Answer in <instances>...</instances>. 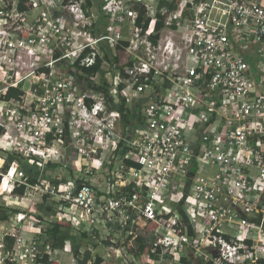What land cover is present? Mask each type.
Returning <instances> with one entry per match:
<instances>
[{"label": "built area", "instance_id": "obj_1", "mask_svg": "<svg viewBox=\"0 0 264 264\" xmlns=\"http://www.w3.org/2000/svg\"><path fill=\"white\" fill-rule=\"evenodd\" d=\"M103 1L99 9L96 0H27L21 11L20 0H0V34L16 23L3 45L12 58L23 51L32 57L18 80L34 75L39 82L34 92L4 99L19 63L0 56V149L9 154L0 195L22 185L23 197L43 191L42 179L30 184L23 165L64 164L59 148L65 152L67 129L81 171L62 190H45L60 196L58 219L17 211L0 220V264H76L69 246L46 243L56 220L72 225L68 215L81 233L96 219L115 216L124 228L141 219L156 225L154 247H186L209 264H264V231L255 235L248 223L253 216L264 222V97L238 49L264 38V0ZM50 5L68 12L64 25L53 20ZM99 15L107 25L92 32ZM125 28H132L128 41L121 38ZM104 45L113 49L108 57ZM39 49L49 56L38 65ZM97 57L98 71H84ZM59 62L64 71L57 72ZM134 125L145 128L129 131ZM96 175L105 177L100 191ZM185 187L190 199L168 206Z\"/></svg>", "mask_w": 264, "mask_h": 264}, {"label": "rangeland", "instance_id": "obj_2", "mask_svg": "<svg viewBox=\"0 0 264 264\" xmlns=\"http://www.w3.org/2000/svg\"><path fill=\"white\" fill-rule=\"evenodd\" d=\"M103 4H104L103 0H99V1L96 0L95 5L93 4V7L100 9V6H102ZM50 6H52V5H50ZM46 7L48 8V6H45V8ZM88 7H89V5H88ZM90 7H92V4H90ZM52 8H53V6H52ZM52 8L51 9L48 8V9H49V12L52 14V17H53L54 13H52ZM40 12H41V6L38 9H35L34 16L35 15L37 16ZM64 12H65L66 18H68V12L67 11H64ZM53 20H55V19H53ZM64 20H66V19H64ZM69 21H71V20H69ZM13 22L14 21L8 22V23H11L13 25L12 29L7 28L6 25H5L4 28L2 29V33L0 34V56L4 55V52H6V55L11 56L10 60H12L14 58V60H16L15 64L17 65V62H18L19 65H17V66L19 67V69L21 71H23L24 69L26 70L28 68L32 57L27 56L26 51L25 52L23 51L18 56H17V54H15L14 57L12 58V52L13 51L7 49L6 45L5 46L3 45V41L5 40L4 32H6L7 30L13 31L14 28L16 27V23H13ZM98 24H99V22L94 23L92 21V24H91V27H90L92 32L100 33ZM163 32H164L163 34H166V33H168V30L165 29V31H163ZM131 33H132V28L131 29L130 28H125V29L121 30V38H122V40L128 41L130 39V37H131ZM172 38L174 40H176V41L179 40L175 35H172ZM248 40L252 41L254 43V45H256V46L259 45L258 41L256 39H254V38H249ZM245 45H249V44H245ZM104 46L107 47V45H104ZM109 47L110 46H108V48ZM263 48H264V46H263ZM116 53H117L118 59H119L118 63L123 64L124 60H125L124 53L121 52V51H118ZM48 56H49V52L48 51H43L42 49H39L38 50V55H35V57H33V59H34V62L39 65V64L43 63L44 59L48 60ZM260 57L264 58V50L263 49H262V51L259 52V56H256L255 59L251 58V57L248 58L249 62H250L249 63L250 70H251L254 78L255 79L257 78V80L259 79V74H261V73L264 74V60H261ZM258 61H261L260 65H259ZM67 63H71V61H67ZM63 64H65V62L64 63L63 62H59V63L55 64V68H57V72H58V70H61V71L65 70V66ZM59 66H60V69H59ZM1 72L2 71L0 70V73ZM61 75H62V72H61ZM24 78H25L24 81L28 84V86L26 87L24 82L21 84V86L23 88H26L25 91H27V92H34L33 90H34L35 84L39 85V82L37 81L36 77H34V75H28L27 77L25 76ZM55 78H57V74L54 75V78H52V80H55ZM23 95H24V93H23ZM141 100L142 99H140L139 101H135L134 102V106L135 107H139V104H140L139 102ZM63 119L65 120V118H63ZM134 126L133 127L130 126L128 128V130L131 131L133 129L145 128V125H134ZM209 136H211V134ZM61 141L64 142V138L61 139ZM59 150L62 153H64V159L66 161L64 162V164L63 163L59 164L56 171H54V172L51 171L53 173V176H54L53 179L50 176V174L46 173V175L49 176L51 179L47 178V179H42L41 180L44 183L43 186H42V190L43 191L39 192V191H35L33 189H29L27 195L25 197H20V198L19 197L18 198H11L10 196H5V197L3 196V198H5V199H3L4 202H5L4 203V209L6 208V209H8V211H10V212L6 213L5 218L9 214H12L13 211L16 210V208H25L26 206H29V207L32 206L33 207L34 204H36V203L41 204L42 202H39V200H38L40 198V196H37L36 192L41 195L40 200L44 196H50V197L53 198V200H58L60 198L59 194L50 195L49 193H45V190H50L51 188H57L59 190H62L63 186L66 185L68 181H72L73 180V177L76 176V175L74 176V174H77V175L81 174V171L78 170V169H77V171L75 170V173H73V169L71 170L70 168H67V166L69 165L67 163L68 156L65 157V152H64L63 148H59ZM76 157H77V154H72L69 157V162L72 163L73 160ZM74 165H75V163H74ZM105 168H107V167H105ZM24 169H25L26 173H31L30 175L36 176L35 174H38L37 169L40 170V167L36 168L34 163H30V164H26ZM107 171L108 170L105 169L104 174ZM43 175H44V173H43ZM102 178H104L103 182H105V177H102ZM45 186H48V189H45ZM2 189H4V185L2 186ZM181 198H182V194L181 193H177L176 196L171 198L172 201L170 199L169 201L166 202V204L168 206H170L171 202L177 203L179 200H181ZM0 203H1V201H0ZM24 205H26V206H24ZM36 215H38V214H36ZM39 215L40 216H45L42 213H40ZM135 220L138 221V222L141 221V219H135ZM96 221L99 224H103V222L101 220H99V219H96ZM71 224H72L71 227H73L76 230H78V227L82 226V224H80V222L77 219H75ZM140 224H142V223L140 222ZM145 227L146 228L143 229V230H147L148 231L150 228H154V227L156 228V225L153 226L150 223L149 224L146 223ZM69 229L70 228H66V229L62 230V234L60 235V244L59 245L62 246V248H64L65 246H67V247L69 246L71 253L74 254V255L78 254V252H79L83 257H86V259H89L90 264H97L96 260H97L98 257H100L102 259L100 264H107L106 262L110 261V257L112 256V254H113L114 258H115V261L117 260L118 264H130V262H132L134 264L136 262V260L134 262V261H132V259L133 258L136 259L137 258V257H135L136 253L140 252V249L138 248V246H139L138 244L139 243L135 240V235L136 236H140V234L143 232L142 231V227H140V225H136L135 224V226L133 228H130V227L128 228L129 231L133 232V234L130 235L131 237L133 236V239H131V237L130 238L126 237L127 239L125 238L126 239L124 241L125 242L124 243L125 247H123L124 252L123 251L120 252V253L123 254V258L119 257L120 255L119 256L115 255L114 252H116V250H117V248L119 246V243L118 242L113 243L111 241L113 238L110 235H108V236H105L104 234L102 235V234L99 233V230L95 228L94 232H93V237L95 239L93 237L91 238L92 234H88L86 232V233H81V235L85 234L86 237L80 236V238H78L79 240H77V242L70 243L68 240H69V235H71L70 234L71 230H69ZM252 231L254 232L255 235H257L258 232H263L264 231V224L254 223V225H252ZM88 238H90L92 240L93 239L96 240L97 241L96 245L90 244L89 242H91V241H88ZM101 238H103V240ZM63 243H66V244L62 245ZM68 243H70V244H68ZM98 247L101 248L103 252L100 253V251H96ZM163 249H166V248L163 247ZM171 252H172V250L166 251L167 254H169ZM125 253L128 256H126ZM107 258H108V260H107ZM105 260H107V261H105ZM144 264H151V262L149 260H147Z\"/></svg>", "mask_w": 264, "mask_h": 264}, {"label": "crops", "instance_id": "obj_3", "mask_svg": "<svg viewBox=\"0 0 264 264\" xmlns=\"http://www.w3.org/2000/svg\"><path fill=\"white\" fill-rule=\"evenodd\" d=\"M88 4L90 5V3H88ZM100 8H101V6H100ZM52 13H54L53 14V18L56 20V22L59 23V24L64 25V19H66V15L64 13L62 15V13L59 12L57 10V8H55V7L52 8ZM97 22H99V24H98L99 30H103L104 27L107 25L106 24L107 23V19L105 17H102V15L98 16V18L95 21V23H97ZM256 40L259 43V45H257V46L254 45V43L252 41H249V42H246V43H241L240 45H238V49L241 50L244 58L246 59V61L248 63H250L249 59H248L249 57L255 59L256 56H259V52L262 51V49L264 50V48H263V46H264V38L256 39ZM76 42L80 43V39H77ZM245 44H249V45H245ZM106 48L109 49L108 47H106ZM260 58H261V60H264V58H262V57H260ZM115 60L119 61V59L117 57H116ZM258 63H261V62L258 61ZM59 68H60V66H59ZM255 80H256V83H257L256 91H258L259 94H262L263 97H264V74H262V73L259 74V79L257 80V78H256ZM14 81H15V78H14ZM23 82L25 83V85L27 87L28 84L24 80L15 81V85H13V86H16L21 92H23L26 89V88H23L21 86V84ZM79 82H80V84L82 86H85L84 82H81V81H79ZM88 85H92V83L88 84ZM11 98H16V97H11ZM1 102H2V95L0 93V106H1ZM0 111H1V109H0ZM63 138H64V142L63 143L61 142V143H62V145L65 148L66 156H68V160H67V163L69 164L68 166L71 169H73V173H75V170L77 171L76 162L78 161L79 157H78V154L76 153V147L70 145L71 140L74 138V134H72L70 132V130L67 129L66 134L61 139H63ZM72 154H77V157L71 163V162H69V157ZM0 161H2V163H0V170H4V168L7 165L6 163L8 161V158L0 157ZM74 163H75V165H74ZM53 165L54 166H56V165L58 166L59 164L53 163ZM57 166L55 168H51V169H47V170H46V166L44 168H40V170L37 169L38 174H35L36 175V180L37 179H43L42 178V176H43V172L42 171H44V175H46V173L50 174V176L53 179L54 176H53L52 172L57 170V168H58ZM69 167H67V168H69ZM24 171H25V169H24ZM100 172H102V173L105 172V169H102ZM25 174H27L28 176L32 177V175H30L31 173H26V171H25ZM75 175L77 177L80 174H78V175L74 174V176ZM96 176H97V181L95 183V188H97L100 191L105 186V182H103L104 178H102V177H104V175H96ZM187 189L188 188L185 187V191L180 192L182 194L181 200H179L177 203L171 202V205H170L171 207L176 209V208H178V207H180L182 205V202L184 200H186L188 198L190 199V197L188 196V193H187ZM0 196H2V195H0ZM10 197L11 198H18V197L20 198V197H23V196L19 195L18 193H13L12 195H10ZM40 198L38 200H39V202H42L41 204L36 203V204H34L33 207L32 206L29 207V206L24 205V206H26L25 208H16V210L17 211L26 212L27 214L30 213L34 217H36V219L39 220V221L42 220V221L48 222L54 216H56L55 218H57L58 215L55 214V213H57V211H55V209L57 207L56 200H53V198L51 199L49 196H44L41 200H40ZM2 199H5V198H2ZM171 201H172V199H171ZM40 213L44 214L45 216H40L39 215ZM36 214H38V215H36ZM64 218H67V220L70 221L71 223L75 220V218H73L70 215H68V217L64 216ZM57 221H63V220L62 219L56 220L53 224H51L52 227H54V224ZM140 222L142 224H140ZM140 222L134 220V222L129 224L127 226V228L126 227L124 228V227H122V220L120 218L115 217V216H109V217L105 218L103 224H99V223L93 224L94 227L89 232L87 231V233L88 234H92V236H91V238H92L94 229L96 228V229L99 230L100 234H102V235L104 234L105 236L110 235L113 238L111 240L113 243H115V242L119 243V246H118V248L116 250L117 252H114L115 255L116 256L120 255L119 257L123 258V254L120 253V252L121 251L124 252V250H123V247H125V244H124L125 242L124 241L127 238H130L131 237L130 235L133 234V232L129 231L128 228L129 227L133 228L135 226V224L136 225H140V227H142V231L143 232L140 234V236H136L135 235V240H136V237L142 238V246L146 247L147 249L151 248L150 249L151 252L148 253V251H144V252L140 251V252L136 253L135 257H137V258L135 259V258L132 257L133 258L132 261L135 262V260H136V262H137V263L135 262L134 264H144L147 260H149L151 262V264H197V262L199 260L196 258V256H194V254L191 252V250L186 248V247L185 248L180 247V248H175V249L174 248L173 249L172 248L171 249H168V248L163 249V247L160 245L159 246L160 250H161L160 253H153L152 248H154V243L157 242V239H158L160 234L158 233L157 229H154V228H150L148 231L147 230H143V229L146 228L145 224L147 222H145L144 220H141ZM248 223H250L251 227H252V225H254V223L264 224L263 221L259 220L257 217H254V216L250 217V219L248 220ZM71 226L72 225H70L68 227V228H70L69 230H71V233H70L71 235H69V240L68 241L70 243H73V242H77V240H79L78 238H80L81 232L77 231L76 229H74ZM84 226L87 227L88 225L86 226L84 224ZM87 228H90V227L88 226ZM63 229H66V227H59V230L61 232L60 235L62 234V230ZM185 229L186 228H184V230ZM186 231H188V230L186 229ZM60 235L58 236L57 242L54 243L52 240L50 241V239H49L50 238L49 231H47V237H46L47 238V242L46 243H48L49 245H51L52 247H55L57 249L62 248V246L59 245L60 244ZM71 236H74V237H71ZM94 239L92 240V239L88 238V241H91L89 243L92 244V245H96L97 241L94 240ZM101 239L103 240V238H101ZM131 239H133V236L131 237ZM70 243H68V244H70ZM65 244L66 243H63L62 245H65ZM65 248H66V246H65ZM98 248H97L96 251H100V253L103 252L101 248H99V249ZM168 250H172V252L167 254L166 251H168ZM125 255H126V253H125ZM126 256H128V255H126ZM75 259H76V264H90L89 259H86V257H83L79 252H78V254L75 255ZM107 260H108V258H107ZM182 260H184V261L182 262ZM108 263L109 264H118L117 260L115 261V258L113 256V254L110 257V261ZM131 263L132 262H130V264Z\"/></svg>", "mask_w": 264, "mask_h": 264}, {"label": "trees", "instance_id": "obj_4", "mask_svg": "<svg viewBox=\"0 0 264 264\" xmlns=\"http://www.w3.org/2000/svg\"><path fill=\"white\" fill-rule=\"evenodd\" d=\"M21 2L18 4V8H19V10H21V11H23V10H25L26 8H28V5H26V4H24V1L26 2L27 0H20ZM169 7H174V5H170ZM141 14H142V12H141ZM139 22H141L142 21V19L141 18H139V20H138ZM148 24H149V20L147 19V20H145V23H144V28H146V27H148ZM163 27V24L162 23H158V24H156L155 25V29L156 30H160L161 28ZM112 52V50L110 51V48L107 50V52H106V56L108 57V55L110 54ZM85 55V53L82 55V56H84ZM116 59V58H115ZM99 65H100V59L97 57V59H96V64L94 65V66H92V67H90V68H84V71H86L87 73H89V74H91V73H95L96 71H98V69H99ZM75 67H77V64H75ZM23 68V67H22ZM27 70V69H26ZM25 70V71H26ZM20 69H19V67H17V73H15V76H14V78H15V81H17L18 79H19V77H20ZM24 72V71H23ZM40 72L42 73V74H46L47 72H48V69H46V68H44V69H41L40 70ZM89 82V81H88ZM91 86V85H90ZM22 92L16 87V86H10V87H8V89H7V91H6V93H5V97H4V99H9V98H11V97H17L18 95H20ZM123 117H125V116H123ZM50 139V138H49ZM0 157H2V158H9V154H8V152H6V151H4V150H2V149H0ZM126 165L128 166V167H135V166H137V164L134 162V161H129V160H126ZM26 165H23V169H24V167H25ZM36 166V165H35ZM57 166V165H56ZM56 166H54L53 164H51V163H49V164H47L46 165V169H51V168H55ZM38 166H36V168H37ZM58 167V166H57ZM70 168V167H69ZM71 169V168H70ZM72 170V169H71ZM43 173H44V171H42ZM42 178L43 179H50L49 178V176H47V175H43L42 176ZM28 181H29V183L30 184H34L35 182H36V176H29V178H28ZM24 190H25V187L22 185V186H19V187H16L15 189H14V193H18L19 195H22L23 193H24ZM3 198V196H0V201H1V203H0V220H2V219H5V216H6V213H8V212H10V211H8V209H4V200L2 199ZM12 210V209H11ZM16 210H14L13 212H15ZM70 225L67 223V222H63V221H57L55 224H54V227L52 228V229H50V230H48L49 231V235H50V241L52 240L54 243L55 242H57V240H58V236L60 235V230H59V227H66V228H68ZM82 237H86V235L84 234V235H81ZM71 237H74V236H71ZM136 241L139 243V249H140V251L141 252H144V251H148V253H150L151 252V248H146V247H144V246H142V238H140V237H136ZM152 250H153V253H160V247L159 246H155L154 248H152ZM102 261V259L100 258V257H98L97 258V260H96V263L97 264H100V262ZM105 261H107V260H105ZM184 260H182V262H183ZM107 264H108V262H106ZM197 264H209L208 262H202L201 260H199L198 262H197Z\"/></svg>", "mask_w": 264, "mask_h": 264}, {"label": "bare ground", "instance_id": "obj_5", "mask_svg": "<svg viewBox=\"0 0 264 264\" xmlns=\"http://www.w3.org/2000/svg\"><path fill=\"white\" fill-rule=\"evenodd\" d=\"M0 163H2V161H0ZM6 184V183H5ZM5 184H4V187H5Z\"/></svg>", "mask_w": 264, "mask_h": 264}]
</instances>
